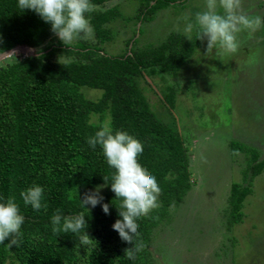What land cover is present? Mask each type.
Returning a JSON list of instances; mask_svg holds the SVG:
<instances>
[{
    "label": "trees",
    "instance_id": "trees-1",
    "mask_svg": "<svg viewBox=\"0 0 264 264\" xmlns=\"http://www.w3.org/2000/svg\"><path fill=\"white\" fill-rule=\"evenodd\" d=\"M107 1L91 0L96 10L87 14L98 46L80 42L71 47L57 41L0 67V203L14 197L24 216L19 246H6L11 236L0 244V264H154L150 251L154 233L170 221L172 206H179L191 189L190 153L167 107L175 103L177 89L170 85L167 92L160 91V102L168 108L167 120L153 111L139 79L150 87L147 77L157 73L177 79L193 54V45L171 36L158 47L131 46L115 56L103 53L101 45L116 35L109 25L120 18L114 7L101 9ZM170 4L169 0H140L138 19L150 21ZM55 36L51 24L32 10H20L18 0H0V54L20 46L41 48ZM58 52L71 60L54 61ZM85 89L100 91V98H86ZM93 116H98V122L91 121ZM106 117L113 132L125 131L142 143L139 163L161 188L159 207L149 217L137 219L139 236L134 243L142 242L144 248L134 259L125 255V249L134 244L122 241L112 227L122 219L117 208L120 200L111 191L115 170L107 164L101 146L87 143ZM231 145L234 154L245 151ZM253 151L251 163L258 159ZM251 168L257 177L264 161ZM105 184L101 204L86 210L80 201L82 189ZM34 185L44 189L42 203L47 209L36 211L23 204L21 191ZM247 192L232 186L230 226L241 219ZM104 203L109 204L110 214L104 213ZM57 209L62 216L84 213L86 232L94 240L91 246L78 247L75 234L52 231L51 218Z\"/></svg>",
    "mask_w": 264,
    "mask_h": 264
},
{
    "label": "rangeland",
    "instance_id": "rangeland-1",
    "mask_svg": "<svg viewBox=\"0 0 264 264\" xmlns=\"http://www.w3.org/2000/svg\"><path fill=\"white\" fill-rule=\"evenodd\" d=\"M170 5L158 11L150 21L138 19L140 0H108L101 9L114 7L120 14L109 25L114 39L101 45L109 56L133 49L158 47L178 37L193 45V54L176 78L156 74L142 78L140 87L158 117L169 118L172 109L177 127L190 153L191 189L179 204L172 206L170 221L154 233L150 248L154 264H264V169L257 177L251 165L264 161V36L263 26L249 36L238 34L240 47L235 54L206 55L207 41L192 40L182 31L184 16L195 19L202 11L204 0H169ZM242 10L249 15L264 16V0H242ZM177 24L181 31H176ZM62 41L50 38L41 48L22 47L6 55L0 54V67L39 53L43 47ZM88 47L98 46L92 40H76ZM54 61H69L58 52ZM175 79V80H174ZM177 89L175 103L170 107L161 100V92L169 86ZM153 87V88H152ZM152 89H155L152 90ZM90 100L100 98L98 90H84ZM159 95V97H158ZM98 116L91 118L98 122ZM105 122H109L106 117ZM104 122V123H105ZM245 151L233 153L231 144ZM255 150L257 161L251 163ZM233 185L245 189L241 219L228 224L231 207L228 202ZM98 187L82 189V194ZM105 187L100 188V195ZM86 210L92 208L86 205ZM9 264V263H7Z\"/></svg>",
    "mask_w": 264,
    "mask_h": 264
},
{
    "label": "clouds",
    "instance_id": "clouds-1",
    "mask_svg": "<svg viewBox=\"0 0 264 264\" xmlns=\"http://www.w3.org/2000/svg\"><path fill=\"white\" fill-rule=\"evenodd\" d=\"M18 8L22 11L32 10L51 24V31L65 46H70L76 40L94 39V30L87 18V14L96 10L91 0H18ZM182 19L185 21L182 29L184 36L192 40L195 33L196 40H206L208 56L213 55V50L217 56L235 54L240 47L238 34L246 31L251 36L264 26V17L243 12L242 0H204V8L195 13L194 20L189 16ZM176 31H181L179 24ZM87 143L93 148L101 146L107 164L115 170L111 176V191L115 193V200H120L117 208L122 219L116 220L112 227L122 241L134 244V247L125 249V255L134 259L135 254L144 248L142 242L134 243V237L139 236L137 219L149 217L159 207L161 188L156 177L139 163L138 157L144 149L142 143L132 135L119 130L113 132L110 124L105 122L87 139ZM103 179L109 182V177L103 176ZM105 186L107 184L94 192L85 193L80 199L82 206L95 208L101 204L103 197L100 188ZM20 196L24 205H31L36 211L48 207L42 203L44 189L39 185L21 191ZM102 209L105 214H110L109 204H102ZM23 223L24 216L20 214L14 197L0 203V244L11 236L6 246L18 247ZM51 224L54 233L75 234L79 240L78 247L83 245L87 248L94 242L86 232L88 224L83 212L75 216H62L61 210L57 209Z\"/></svg>",
    "mask_w": 264,
    "mask_h": 264
},
{
    "label": "water",
    "instance_id": "water-1",
    "mask_svg": "<svg viewBox=\"0 0 264 264\" xmlns=\"http://www.w3.org/2000/svg\"><path fill=\"white\" fill-rule=\"evenodd\" d=\"M19 48H21V47H17V48H15V49H12V50L14 51V50H16V49H19ZM12 50H11V51H12ZM11 51H9V52H11ZM9 52H6V53H4V54H1V55H3V56H4V55H6V54H7V53H9Z\"/></svg>",
    "mask_w": 264,
    "mask_h": 264
}]
</instances>
